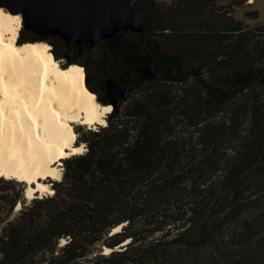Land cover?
Masks as SVG:
<instances>
[{"label":"trees","instance_id":"16d2710c","mask_svg":"<svg viewBox=\"0 0 264 264\" xmlns=\"http://www.w3.org/2000/svg\"><path fill=\"white\" fill-rule=\"evenodd\" d=\"M121 1L142 31L62 49L96 69L103 103L110 79L133 98L77 137L52 193L26 200L0 178V264H264V21L233 16L248 0ZM36 36L17 39L59 38Z\"/></svg>","mask_w":264,"mask_h":264},{"label":"bare ground","instance_id":"6f19581e","mask_svg":"<svg viewBox=\"0 0 264 264\" xmlns=\"http://www.w3.org/2000/svg\"><path fill=\"white\" fill-rule=\"evenodd\" d=\"M18 13L0 6V177L25 182L31 198L52 193L47 178L59 179L62 157L84 150L72 143L76 124H105L112 104L96 98L82 64L64 65L49 42H18Z\"/></svg>","mask_w":264,"mask_h":264},{"label":"water","instance_id":"95a60500","mask_svg":"<svg viewBox=\"0 0 264 264\" xmlns=\"http://www.w3.org/2000/svg\"><path fill=\"white\" fill-rule=\"evenodd\" d=\"M0 6L21 12L23 27H31L40 35L58 36L50 42L54 54L63 41L78 45L80 52L85 45H94L99 36L117 39L124 31L140 32L144 28L143 16L121 0H0ZM140 70L144 78L153 75L147 64ZM88 87L97 93L94 86ZM107 90V103L112 108L124 102L130 91L129 87L120 89L112 79L107 80Z\"/></svg>","mask_w":264,"mask_h":264},{"label":"rangeland","instance_id":"374dc122","mask_svg":"<svg viewBox=\"0 0 264 264\" xmlns=\"http://www.w3.org/2000/svg\"><path fill=\"white\" fill-rule=\"evenodd\" d=\"M166 1H169V0H166ZM228 1L229 0H218L219 3H228ZM249 2H250V4H249ZM249 2L248 1L246 2L245 1L244 3H242L240 5H237L236 7H234V10L232 11L233 16L236 17V18H238V19H243L249 26H254V25L258 24L259 22L262 23V21H264V0H252V1H249ZM2 8L5 9L4 6H2ZM253 9H256L258 11V17L255 20L254 19H249L245 15V13L247 11H251ZM19 13L18 14L20 15V18L22 20L21 12H19ZM43 29L44 28H40V30H43ZM42 35H44V34H42ZM42 35H40V34L37 33V36L36 37H42ZM17 41H18V39H17ZM51 47L53 49L52 44H51ZM62 48H63L62 45L61 46H59V45L56 46V53L54 55L56 58L60 59L63 62L64 65L68 64L69 61H72V62L76 61V62H78V57L76 56L75 49H73V48H70V49H62ZM66 54H69L70 56L69 57H65ZM82 66L84 68V65H82ZM84 71H85V76L87 78V85L88 86H94L96 88V86H95V79H96V72L95 71H96V69L89 64V66H88L87 69L84 68ZM258 91L262 93L261 96L263 97V100H264V85H260ZM95 94H96V98L101 103H103L99 99V95L96 92H95ZM132 98H133V95L132 94L128 95V97L125 99L124 103H129L132 100ZM106 99H107V97H106ZM98 126H99L98 124H92L91 126L89 124H86V125L85 124H76V126H75V130H76V141L75 142L76 143H81L84 146V150H85L86 149V146H85V143L86 142L84 140H80L81 138L80 139L79 138L77 139V137H84V136H86L85 131L87 129L93 128V129H96L97 130L98 129ZM72 143H74V140H73ZM72 155H74V154H71L69 156H72ZM69 156H66V157H69ZM60 165L61 166H59V168H60L61 175H62V172L64 171V160L63 159H62ZM52 180H53V178H47V182L50 183V186L52 184V182H51ZM14 181H16V180H14ZM17 182L18 183L11 182L10 183V186H12V188H8V189L4 190V192H7V193H16L17 195L18 194L21 195V198H24L26 200H29L30 198H27L25 196V193H24V191H25V182H22V181H17ZM3 185H5V184L2 183V182H0V187H2ZM37 194L40 195V193H37ZM18 202H20V201L18 200L17 203ZM260 205L262 207H264V198H261L260 199ZM14 210H17L16 209V206L14 207ZM250 212H252V210H248L246 212V215H249ZM239 221H236L235 220V221H232V222L228 223L226 225L225 229H224V232L225 233H228L230 230H233L238 225ZM104 247L105 246H103V248H102L103 251L105 250ZM121 247H118L116 249H119ZM103 251H101V252H103Z\"/></svg>","mask_w":264,"mask_h":264},{"label":"flooded vegetation","instance_id":"af4514ba","mask_svg":"<svg viewBox=\"0 0 264 264\" xmlns=\"http://www.w3.org/2000/svg\"><path fill=\"white\" fill-rule=\"evenodd\" d=\"M61 46V45H60ZM95 86H96V90H97V93L99 95V98H103L105 99V97L103 95L100 94V86L95 82Z\"/></svg>","mask_w":264,"mask_h":264},{"label":"clouds","instance_id":"9594fccd","mask_svg":"<svg viewBox=\"0 0 264 264\" xmlns=\"http://www.w3.org/2000/svg\"><path fill=\"white\" fill-rule=\"evenodd\" d=\"M248 2H249V0H248ZM91 125H92V124H91ZM91 125H90V126H91ZM75 141H76V139H75ZM75 141H74V143H75ZM62 159H64V156L62 157Z\"/></svg>","mask_w":264,"mask_h":264}]
</instances>
